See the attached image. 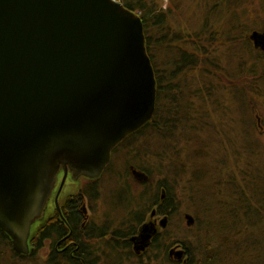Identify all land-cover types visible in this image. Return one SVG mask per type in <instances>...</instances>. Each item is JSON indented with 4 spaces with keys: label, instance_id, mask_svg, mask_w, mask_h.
Listing matches in <instances>:
<instances>
[{
    "label": "water",
    "instance_id": "95a60500",
    "mask_svg": "<svg viewBox=\"0 0 264 264\" xmlns=\"http://www.w3.org/2000/svg\"><path fill=\"white\" fill-rule=\"evenodd\" d=\"M251 39L264 50V34ZM156 94L141 19L121 2L0 0V231L16 254L30 253L57 175L60 188L67 174L99 178L114 148L151 121ZM155 233L140 227L135 251Z\"/></svg>",
    "mask_w": 264,
    "mask_h": 264
},
{
    "label": "rangeland",
    "instance_id": "374dc122",
    "mask_svg": "<svg viewBox=\"0 0 264 264\" xmlns=\"http://www.w3.org/2000/svg\"><path fill=\"white\" fill-rule=\"evenodd\" d=\"M153 3H158L164 11L172 7L170 9L172 12H168L170 14L168 24L174 33L173 37L178 39V43L172 46L175 54L200 50L194 52L198 55V65L190 74L181 73L173 83L174 86L178 84V89L185 92V95L189 92L195 94L193 99L186 98L184 113H190L194 124L193 131L195 127L199 128L206 123L198 132L199 137L194 139V142L200 145L199 149L203 150L202 153H198L195 147L190 148L185 144L187 148L185 150L190 153L192 164L183 156L178 160L181 167L175 172L167 168L165 157L175 160L176 158L172 154L161 155L163 148H160L156 139L146 140L145 143L139 136H135L128 143V136L120 143L121 145L119 144L120 148L119 145L118 149L114 148L110 162L99 178L72 179L70 174H67L60 188L63 178L61 172L48 205L46 204L43 214L32 225L29 239L30 253L25 258L16 257L0 244V264L49 263V256L53 252L52 241L43 240L42 245L36 250L35 237L39 227L44 222L48 223L49 218L54 216L57 209L53 205V200L57 196L59 206L64 202L65 194L69 197L79 190L83 191V188L87 189L88 196L83 198L81 207L82 211L86 210L88 224L91 221L92 224L96 223L100 226L107 222L112 231L115 229H112V226L116 227L119 223L126 222L128 216L124 202L127 193L125 189L134 196L140 192L150 196L155 186L164 178L174 183L176 194L182 200L181 208L175 214L173 221L167 222L165 228L159 225L163 217L155 216V211L146 217L142 226L156 222L157 233L165 236L164 247L167 251L156 252L154 255L159 258L166 253L172 260L185 264L187 257L182 243L189 246L192 245L195 236L208 240L206 235H211V232L207 233L205 229L207 226L195 224L196 215L185 205L184 199L190 193V184L194 183L195 195L204 193V190H200L202 181L206 180L208 174L213 176V171L217 174L216 161L225 156L228 157L226 161L232 171H228L229 175L238 174L239 171L234 167L245 165L249 157L255 154L260 161L259 168L264 171V95L262 93L264 57L263 52L255 49L252 41L249 40L253 32L264 31V0H222L217 9H214L218 3L215 0H172V3L169 0H153ZM215 21L216 24H212ZM240 91L243 97L239 95ZM241 98H244L245 103ZM206 100L209 103L206 104ZM207 123L212 127H207ZM182 133L186 135L187 131L182 130ZM178 137L182 142L183 136L179 133ZM110 166V172L106 173ZM133 170L141 173L144 170L149 171L148 184H142L147 180L137 181L132 174ZM122 175L127 181L122 182L116 178ZM219 190L222 191L218 193L220 195L226 192L222 187ZM161 197H164L163 193ZM198 212L201 213V209ZM185 214H190L194 219V224L190 227L186 225ZM249 228V233L241 234L239 238L249 236L256 241L261 250L264 249V216H261L256 223L250 222ZM118 243L116 241V245ZM177 251L183 252L180 259L174 255ZM144 253L140 256L145 261ZM127 255L128 252L124 251L121 257ZM151 256L152 253L149 254V257ZM133 262H136V259H133ZM195 263L203 264L200 254L197 255ZM261 263H264V250L261 253Z\"/></svg>",
    "mask_w": 264,
    "mask_h": 264
},
{
    "label": "trees",
    "instance_id": "16d2710c",
    "mask_svg": "<svg viewBox=\"0 0 264 264\" xmlns=\"http://www.w3.org/2000/svg\"><path fill=\"white\" fill-rule=\"evenodd\" d=\"M117 1L141 19L146 51L151 61L157 87L155 112L151 121L129 136L128 143L135 136H139L140 140H144L145 143L146 140L156 139L160 148H163L161 155L172 154L176 158L175 160L165 157L167 168L176 172L181 167L178 160L183 156L192 164L190 153L185 150L186 145L190 148L195 147L198 153L203 151L199 149L200 145L196 144L194 139L199 137L198 132L204 128L206 123L199 128L195 127L193 131L192 117L190 113H184L186 98L193 99L195 94L189 92L185 95V92L178 89V84L174 86L173 83L181 73L190 74L191 70L198 65V55L194 52L200 50L175 54L172 46L178 43V39L173 37L174 33L168 24L170 16L168 12H172L170 10L172 7L164 11L158 3L154 4L153 0ZM169 1L172 3V0ZM215 1L218 3L214 9H217L222 0ZM208 21L210 22L209 19ZM212 24H216V21ZM262 93L264 95V91ZM239 95L244 96L241 91ZM207 97L211 98V96ZM241 99L245 103L244 98ZM205 102L209 103L208 100ZM210 126L207 123V127ZM182 130H186L187 134L184 135ZM179 133L183 136L182 142L178 137ZM226 160H228L227 156L218 159L215 167L217 174L213 171V176L208 174L206 180L202 181L200 190H204V193L195 195V186L192 182L190 193L184 199L187 209L196 215L195 224L207 226L205 227L207 233L211 232L210 236L206 235L208 240H203L197 235L198 237L193 238L192 245L186 246L182 243L187 257L185 264H197L195 262L198 254L201 255L203 264H262L261 253L264 249L261 250V247H258L259 245L257 246L256 241L251 237L239 238V236L247 235L250 231L249 223H256L261 216H264V171L259 168L260 161L256 154L250 156L245 165L234 167L239 171L238 174L230 173L229 175L228 171H231V168ZM110 169L111 166L106 173H109ZM142 173L147 176V181L142 184L147 185L149 171L144 170ZM116 178L122 182L127 181L123 175ZM231 186L233 187L230 192L227 189ZM220 187L226 190L223 195L218 194L222 192L219 190ZM86 190L85 188L83 191L80 190L79 195L77 194L74 199L67 201L65 206L61 207V215L55 212L52 221L43 224L37 230L36 250L42 245L43 240L52 241L53 252L49 256L48 264H181L172 260L166 253L159 258L154 255L156 252L167 251L164 247L166 245L163 234L157 233L153 237L149 248L144 253L145 261L141 259V256L132 253L129 242V238L137 233L152 211L156 212L155 216H162L169 223L173 221L175 214L181 208L182 200L177 196L172 181L166 178L161 180L150 196L144 192L134 196L128 193V189H125L127 193L124 202L128 209V216L126 215V222H121L116 227L112 226V229L115 228L112 231L107 222L99 226L96 223L92 224L91 221L89 224L84 221L80 197L81 195L88 196ZM200 209L201 213L198 212ZM110 235L112 238H109ZM116 241L119 242L118 245ZM0 244H3L16 257H26L19 256L12 251L10 239L1 231ZM58 244L65 250L56 252L55 246ZM124 251H127L128 255L121 257ZM150 253H152L151 257H149ZM132 258L136 259V262H133Z\"/></svg>",
    "mask_w": 264,
    "mask_h": 264
},
{
    "label": "flooded vegetation",
    "instance_id": "af4514ba",
    "mask_svg": "<svg viewBox=\"0 0 264 264\" xmlns=\"http://www.w3.org/2000/svg\"><path fill=\"white\" fill-rule=\"evenodd\" d=\"M257 33H259V34H264V33H261V32H257ZM252 35V34H251ZM251 35L249 36V40L250 41H252V43H253V47L255 48V49H258V50H260L261 52H263V57H264V50H262V47L258 44V45H255L254 44V42H253V40L251 39ZM112 155V154H111ZM62 172V171H61ZM60 172V173H61ZM59 173V174H60ZM58 174V175H59ZM62 174H63V172H62ZM58 175H57V177H56V181H57V178H58ZM56 181H55V185H56ZM55 185H54V188H53V191L52 192H54V190H55ZM77 194L79 195L80 194V190H79V192L78 193H76V194H74V195H70L69 197H67L66 195L67 194H65L64 195V197H65V199H64V202L62 203V205H59L58 206V203L56 202V198H55V200H53V205H54V207H56V212H58V214H62L61 213V207H63V206H65V204L67 203V201H69V200H72V199H74V197L75 196H77ZM86 196L85 195H81V202H82V200H83V198H85ZM67 198V199H66ZM87 198V197H86ZM55 201V202H54ZM57 201H58V199H57ZM56 203H57V205H56ZM81 204V203H80ZM47 205H48V202H47ZM82 208V207H81ZM83 211H84V209H83ZM84 213V221H86L87 222V216L85 215V214H87L86 213V210L83 212ZM55 215V214H54ZM54 217V216H53ZM53 217H50L49 218V220H48V222H51L52 221V218ZM61 217V216H60ZM60 220H62V217L60 218ZM43 224H45V222L43 223ZM42 224V225H43ZM41 225V226H42ZM157 224H156V222L155 223H153V226L155 227ZM155 230H156V227H155ZM139 232H140V228L138 229V231H137V233L135 234V235H133V236H131L130 238H129V242L131 243V249H132V253L134 254V255H136V256H140L141 254H143L145 251H146V249H148L149 248V246H150V244H151V241H152V239H153V237L157 234V230H156V233H155V235L151 238V240H150V244H149V246L144 250V251H141V252H139V253H137L136 251H135V249H134V243L133 242H131V239L132 238H134V237H136V236H138V234H139ZM133 245V246H132ZM60 249V250H59ZM63 250H65L64 248H61V246L59 245V246H55V251L56 252H61V251H63ZM102 263H104L103 261H102Z\"/></svg>",
    "mask_w": 264,
    "mask_h": 264
}]
</instances>
